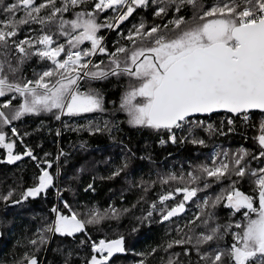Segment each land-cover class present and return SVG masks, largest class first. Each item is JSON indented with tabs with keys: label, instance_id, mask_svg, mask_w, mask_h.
Instances as JSON below:
<instances>
[{
	"label": "trees",
	"instance_id": "obj_1",
	"mask_svg": "<svg viewBox=\"0 0 264 264\" xmlns=\"http://www.w3.org/2000/svg\"><path fill=\"white\" fill-rule=\"evenodd\" d=\"M14 2L3 0L0 20L7 18L3 6ZM42 2L44 0H36L37 4ZM95 2L88 0L77 7L70 6L69 11L57 14L56 19L74 16L77 12L94 11L98 24L112 23L119 11H96L93 7ZM201 2L206 9L223 0ZM163 6L166 5L149 0L147 7L134 6L135 11L126 20H115L116 27H101L97 34L102 39L100 46L106 51L85 57V61H91L89 68H94L93 65L104 70L114 67L110 54L120 47L127 49L126 53L117 54L123 67L124 60L133 50L152 46L149 38L135 35L141 23L145 26L142 30L145 33L158 26L169 36L180 31L170 21L184 17L187 25H181V29L192 24L194 9L191 6H184L179 12L174 6H167L166 14L155 15V11ZM55 7H63V0H56ZM51 10V7L42 9L39 15L47 17ZM122 10L126 11V8ZM24 15L23 11H18L16 19ZM44 33L53 35V47L63 44L68 50V38L59 34L57 24L29 23L18 28L17 35L9 38L7 47H0V53H6L0 55V60L7 59L14 67L17 66L21 54L15 43L35 40ZM130 33L133 40L127 38ZM89 42L84 41L78 51L87 50ZM31 51L35 52V49ZM64 58L65 53H61L59 59ZM50 67L51 61L33 54L19 64L18 72L8 74L9 80L21 83L35 81ZM136 83L137 80L128 75H109L106 79L85 77L78 81L79 88L98 93L102 98L103 111L68 115L66 110L54 109L52 112L26 114L8 125L0 124V131L14 144L12 151L22 156V159L9 163L4 158L7 149L0 146V264H29L31 258H35L37 264H88V259L95 254L92 244L100 238L112 237L124 238L125 252L115 253L107 264H169L170 261L172 264H211L210 259H202L201 256H213L215 251L230 247L232 233L241 231L235 225L247 222L243 215L246 210L235 212L226 206V200L213 208L211 201L222 191L232 190L235 182V188L251 195L254 206H258L255 177L249 173L264 168V156H260L264 148L257 139L261 134L264 112L250 110L249 124L242 131L233 130L220 119V111L214 112L211 129L192 126L184 143L173 145L159 140V135L166 129L133 126L122 112L119 98L124 90ZM13 96L16 99L12 100V106L1 109L9 116L24 98L18 93L0 97V104H3ZM57 115L60 119H56ZM235 124L238 127L237 121ZM97 128L100 131H96ZM194 139L203 143H192ZM28 150L35 159L25 155ZM243 153L247 155H244L240 166L245 167L246 175L241 178L233 170L235 160ZM222 163L229 167L220 180L208 177L202 171V167L211 169ZM42 170L51 174L52 184L36 197L25 199V189L38 182ZM117 171L119 175H115ZM189 173L198 179L192 181ZM186 187L198 189L196 196L188 201L183 200L182 192H177V189ZM9 193L8 200L2 199ZM169 194L173 198L161 200ZM205 199L210 201L207 207L203 204ZM179 202L184 203V210L162 221L161 217ZM65 204L69 207L66 208ZM53 208L64 215L75 212L84 221L93 214H99L103 219L99 223L86 224L83 232L71 237L62 236L46 231L56 218ZM209 214L213 216L209 223L220 226L223 238L197 246V237L208 232L204 221L209 219ZM229 225L231 228L225 231ZM41 236L45 238L44 243L40 242ZM190 238L191 242H188ZM34 240L35 244L32 243ZM180 240L185 242L177 244L176 241ZM225 264H228L226 259Z\"/></svg>",
	"mask_w": 264,
	"mask_h": 264
},
{
	"label": "snow or ice",
	"instance_id": "obj_2",
	"mask_svg": "<svg viewBox=\"0 0 264 264\" xmlns=\"http://www.w3.org/2000/svg\"><path fill=\"white\" fill-rule=\"evenodd\" d=\"M87 2L88 0H63V7H55L56 0H44L40 4H37L36 0H15L14 3L3 6L2 10L7 14V18L0 20V47H7L9 38L17 35L21 25L39 23L47 26L55 23L59 34L68 38L69 49L78 48L84 41L91 42V49L66 51L63 44L52 47L55 43L53 35L47 33L35 40L25 39L15 43L16 50L21 54L17 66L14 67L7 59L0 60V97L8 93H18L24 99L11 116L0 110V124L8 125L26 114L52 112L54 109L61 112L66 110L68 115L103 111L100 95L94 91H79L78 81L85 77L106 79L109 75H128L139 82L130 86L121 101V108L127 111L129 123L133 126L167 129L171 132L173 128H182L194 114H211L225 110L237 115L245 114L243 119L247 121L249 117L246 113L250 110L264 112V0H223L222 3L206 9L201 0H154L158 4L166 5L155 11L157 16L166 14L167 6H174L176 12L186 5L191 6L194 9L192 24L181 29V25H187L184 17L170 21L169 23L180 31L169 36L162 33L158 26H153L145 33L142 31L145 26L141 23L136 28L135 35L149 38L152 40V46L133 50L124 60L123 67L117 54L126 53L127 49L120 47L110 54L114 67L104 70L99 65H93L96 71L89 68L91 61H85L84 58L94 55L97 51L105 52L100 46L101 38L97 37V32L101 27L112 28L117 25L98 24L94 11L77 12L72 20H65L62 16L58 21L56 19L57 14L69 11L70 6L77 7ZM148 3L149 0H96L93 7L96 11H119L120 15L116 19L122 22L132 15L135 7H147ZM0 4H3V0H0ZM49 7L52 9L49 15L41 17L39 14L42 9ZM125 8L126 11H123ZM18 11L25 13L20 19H16ZM77 30L79 34L74 35ZM127 38L133 40V34L130 33ZM32 49H35V52L31 51ZM61 53H65V59H59ZM33 54L51 61L52 67L40 73L35 81H10L8 74L14 75L18 72L19 64ZM53 77L56 79L52 80ZM14 99L15 96L0 104V109L10 108ZM56 119H60V116L57 115ZM228 123L231 124L232 120ZM208 127L211 129V125ZM12 131L15 134L14 128ZM96 131L100 129L97 128ZM260 132L257 139L259 145L264 148V121L260 124ZM170 139L175 143V134H172ZM5 140V134L0 131V146L8 149V162L22 159L21 155L12 154L14 144L5 143ZM192 143L202 144L203 141L194 139ZM25 155L35 159L31 150L26 151ZM244 155L247 153L235 160L236 167L233 170L234 174L241 178L246 175L245 167L240 166ZM260 156H264V151ZM228 167V164L222 163L211 169L202 167V171L208 177L220 180L227 174ZM249 174L255 177L258 207L254 206L252 196L235 188V182L232 190L222 191L211 201L213 208L222 200H226V206L235 212L246 209L243 215L247 219L246 224L235 225L241 231L232 233L233 243L228 249L215 251L213 256H201L202 259H210L211 264H225V259L228 264H264V168ZM115 175H119V171ZM189 176L192 181L198 179L191 173ZM38 181L36 187L27 190L25 199L36 197L45 191L52 184V176L48 171L42 170ZM197 191L196 188L187 187L177 189V192L184 194V201L196 196ZM10 196L11 193L2 199L8 200ZM170 198H173L172 194L161 197V200ZM203 204L207 207L210 201L205 199ZM65 207L69 206L65 204ZM183 210L184 203L181 202L167 211L163 219L168 220ZM52 211L56 213V220L46 231L62 236L71 237L83 232L86 224L99 223L103 219L99 214H93L90 219L84 221L79 219L75 212L64 215L57 208ZM253 213L256 214L255 218L251 216ZM212 219L213 216L209 214V219L204 221L208 232L197 237V246L223 238L224 233L220 231V226L209 223ZM230 228L231 225L227 226L225 231ZM40 242H45L43 236ZM184 242L176 241L177 244ZM188 242H191V238ZM32 243L35 244L36 241ZM92 251L102 255L100 258L93 255L90 264H107L115 253L125 252L124 238L110 241L102 239L92 244ZM104 253L106 255H103ZM29 264H37V260L31 258Z\"/></svg>",
	"mask_w": 264,
	"mask_h": 264
},
{
	"label": "built area",
	"instance_id": "obj_3",
	"mask_svg": "<svg viewBox=\"0 0 264 264\" xmlns=\"http://www.w3.org/2000/svg\"><path fill=\"white\" fill-rule=\"evenodd\" d=\"M71 51H78V50H71ZM220 112H221L220 119L223 120L225 123L229 124L228 121L232 120V123L229 125L232 126L233 130L242 131V129L249 124L250 111L248 113H246V115L249 117L247 121H245L243 119V115H245V114L237 115V114L229 113L225 110L220 111ZM188 119H189V122L185 123L183 125V127L180 129L173 128L171 130V132H169V130L166 129V131L164 133H161L159 135V140L171 143L173 145L181 146L184 143L185 136L187 135L188 130L192 126H199V127L208 128L209 125H212L213 119H214V113H211V114H194L192 117H190ZM236 121H237L238 127L235 124ZM197 122H202V123H197ZM172 134H175V136H176V142L175 143H173L170 139V136Z\"/></svg>",
	"mask_w": 264,
	"mask_h": 264
},
{
	"label": "rangeland",
	"instance_id": "obj_4",
	"mask_svg": "<svg viewBox=\"0 0 264 264\" xmlns=\"http://www.w3.org/2000/svg\"><path fill=\"white\" fill-rule=\"evenodd\" d=\"M75 16L76 15H74V16H72V15H70L69 17H65L64 19L65 20H72V19H75ZM116 22H117V19H116ZM115 23V22H114ZM113 23V24H114ZM74 35H78L79 34V30H77L75 33H73ZM97 37L98 38H101L98 34H97ZM102 40V39H101ZM67 46H68V43H67ZM81 46V44L78 46V47H80ZM53 47V46H52ZM91 49V42H89V47L87 48V50H90ZM68 50H69V48H68ZM71 50H78L77 48L76 49H71ZM65 58H66V56H65ZM64 58V59H65ZM142 59V58H141ZM89 60V59H88ZM87 60V61H88ZM92 71H96L97 69L96 68H92L91 69ZM139 82L137 81V83L136 84H138ZM130 90V88H128V89H126V90H124V92L122 93V96H121V98H119V106L121 107V101H122V97L124 96V94L127 92V91H129ZM79 91H81V92H89V91H94V90H88V89H81V88H79ZM95 92V91H94ZM138 100H139V98H138ZM122 109V108H121ZM1 110V109H0ZM122 112H124V114L127 116V118H128V120L130 119V117H129V115H128V113H127V111H125V110H123L122 109ZM60 115V114H59ZM4 133V132H3ZM5 143H12V141L11 140H5ZM12 154L13 155H21V153H19V152H13L12 151ZM4 158H7L8 159V149H7V152L5 153V155H4ZM51 175V174H50ZM39 182V181H38ZM38 182L35 184V185H33V186H31V187H27L26 189H25V193L27 192V190L28 189H31V188H34V187H36L37 185H38ZM236 189H238L239 191H241V192H243V193H245V194H247V195H249L248 193H246L245 191H243V190H241V189H239V188H236ZM184 195V194H183ZM251 196V195H250ZM258 206H259V204H258ZM258 206H256V207H258ZM246 210V209H245ZM251 216H252V218H255V216H256V214L254 213V214H251ZM55 220H56V218H55ZM55 222V221H54ZM247 223V222H246ZM120 237H112V238H109V239H104V238H100L97 242H95V243H98L100 240H106V241H110V240H115V239H119ZM94 255H96L97 256V258H100V256L102 255V254H100V253H95ZM103 255H106V253H104ZM93 256V255H92ZM91 256V257H92ZM91 257L88 259V264H90V260H91Z\"/></svg>",
	"mask_w": 264,
	"mask_h": 264
},
{
	"label": "water",
	"instance_id": "obj_5",
	"mask_svg": "<svg viewBox=\"0 0 264 264\" xmlns=\"http://www.w3.org/2000/svg\"><path fill=\"white\" fill-rule=\"evenodd\" d=\"M119 13V12H118ZM118 13H117V15H116V17L114 18V20L112 21V23L111 24H113L114 23V21L116 20V18H117V16H118ZM109 29V28H108ZM220 111H223V110H220ZM179 203H181V202H179ZM179 203H177V205L179 204ZM169 211V210H168ZM167 213V212H166ZM166 213L164 214V215H166ZM181 213V212H180ZM179 213V214H180ZM164 215L161 217V220L162 221H164V219H163V217H164ZM53 224V223H52Z\"/></svg>",
	"mask_w": 264,
	"mask_h": 264
}]
</instances>
